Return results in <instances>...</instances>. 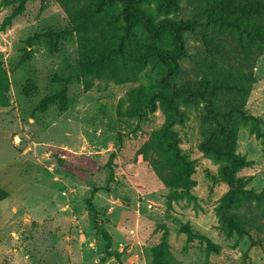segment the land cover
Listing matches in <instances>:
<instances>
[{
  "label": "rangeland",
  "instance_id": "rangeland-1",
  "mask_svg": "<svg viewBox=\"0 0 264 264\" xmlns=\"http://www.w3.org/2000/svg\"><path fill=\"white\" fill-rule=\"evenodd\" d=\"M132 1L0 0V264H264V0Z\"/></svg>",
  "mask_w": 264,
  "mask_h": 264
},
{
  "label": "trees",
  "instance_id": "trees-1",
  "mask_svg": "<svg viewBox=\"0 0 264 264\" xmlns=\"http://www.w3.org/2000/svg\"><path fill=\"white\" fill-rule=\"evenodd\" d=\"M133 1H132L131 6H132V8L135 9L133 11V15H134L135 19L133 18V16L130 15V16H128L129 19H130L129 21H133V19L135 21H137V19H138L137 15L138 14L139 15H143V22L146 23L148 31L155 33L157 30H156L155 27H153V21L151 20L150 16L145 12L144 9H142L139 6H135ZM182 25H187V23L182 24ZM188 25H190L189 22H188ZM172 26L174 27V24H172ZM178 31H179L178 28L174 29L176 41L180 45V34H179ZM164 57L167 58L169 66L170 67H174V65H173L174 59L169 54V52H168L167 56H164ZM219 126H220V129L222 131V135L223 136L214 137L216 139V141H217L216 144L210 143V144H208V147L209 146H211V147L213 146V147L217 148V146H218V148L221 149L220 148V146H221L224 149L228 150L229 152H232V150L235 147V142H236L235 131L228 130L225 123H221V124H219ZM219 142H222V145H218ZM113 179H114V176L111 175L109 182L112 181ZM102 189H104V190L109 189V185H106L104 187L103 186L94 187L93 190L91 191L90 197L87 199V206H88V211H89L88 212L89 213V219H90L92 225L94 226V229H95L96 233L98 235L102 236L103 239L106 241V251H107L108 254H110L111 253V245H112V237H111L110 233L106 229H104V227L100 223V221L98 219V216H97V211H96L95 206H94L93 201H92L94 196H95V194L98 191L102 190ZM6 197H7V193L0 189V201L2 199H5Z\"/></svg>",
  "mask_w": 264,
  "mask_h": 264
},
{
  "label": "bare ground",
  "instance_id": "bare-ground-1",
  "mask_svg": "<svg viewBox=\"0 0 264 264\" xmlns=\"http://www.w3.org/2000/svg\"><path fill=\"white\" fill-rule=\"evenodd\" d=\"M17 139L19 140V137H17Z\"/></svg>",
  "mask_w": 264,
  "mask_h": 264
}]
</instances>
